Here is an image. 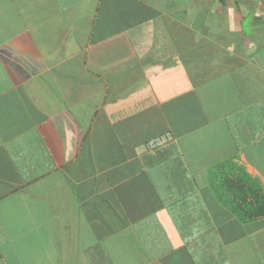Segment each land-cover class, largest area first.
Instances as JSON below:
<instances>
[{
	"label": "crops",
	"instance_id": "obj_1",
	"mask_svg": "<svg viewBox=\"0 0 264 264\" xmlns=\"http://www.w3.org/2000/svg\"><path fill=\"white\" fill-rule=\"evenodd\" d=\"M245 174L264 0H0V264H264Z\"/></svg>",
	"mask_w": 264,
	"mask_h": 264
},
{
	"label": "trees",
	"instance_id": "obj_2",
	"mask_svg": "<svg viewBox=\"0 0 264 264\" xmlns=\"http://www.w3.org/2000/svg\"><path fill=\"white\" fill-rule=\"evenodd\" d=\"M174 50L177 52L180 51L176 48ZM159 58H161L160 54ZM233 184L236 186H232L231 188L230 186ZM222 185H227L229 187L214 189L220 191L218 194L219 199L229 212L243 222H249L264 217V192L254 179L245 174L243 177L224 180Z\"/></svg>",
	"mask_w": 264,
	"mask_h": 264
},
{
	"label": "built area",
	"instance_id": "obj_3",
	"mask_svg": "<svg viewBox=\"0 0 264 264\" xmlns=\"http://www.w3.org/2000/svg\"><path fill=\"white\" fill-rule=\"evenodd\" d=\"M174 140V135L170 131H166L160 135L152 137L146 142V148L148 150H156L159 149L169 142Z\"/></svg>",
	"mask_w": 264,
	"mask_h": 264
}]
</instances>
